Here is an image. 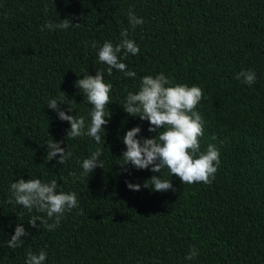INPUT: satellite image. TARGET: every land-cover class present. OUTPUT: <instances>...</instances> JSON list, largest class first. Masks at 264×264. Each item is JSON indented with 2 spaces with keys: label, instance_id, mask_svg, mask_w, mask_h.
<instances>
[{
  "label": "trees",
  "instance_id": "obj_1",
  "mask_svg": "<svg viewBox=\"0 0 264 264\" xmlns=\"http://www.w3.org/2000/svg\"><path fill=\"white\" fill-rule=\"evenodd\" d=\"M130 10L144 21L135 30ZM66 18L68 29L41 31ZM125 28L140 51L119 55L136 76L116 69L108 76L98 49L119 43ZM97 69L113 85L99 144L68 137L70 123L47 106L66 100L61 110L84 116L87 130L92 105L76 82ZM242 69L256 72L251 86L236 79ZM160 72L204 91L196 107L200 150L215 145L221 161L211 184L122 165L128 130L140 126L138 139L157 134L122 104L143 76ZM52 140L72 152L66 163H57L59 154L45 160ZM96 149L104 167L81 177ZM153 175L175 191H154ZM21 178L56 179L60 190L77 193L78 206L52 231L32 227V216L46 214L8 202ZM18 224L29 235L10 248ZM192 247L198 255L186 260ZM41 249L44 264H264V0H0V264H25L27 251Z\"/></svg>",
  "mask_w": 264,
  "mask_h": 264
},
{
  "label": "clouds",
  "instance_id": "obj_2",
  "mask_svg": "<svg viewBox=\"0 0 264 264\" xmlns=\"http://www.w3.org/2000/svg\"><path fill=\"white\" fill-rule=\"evenodd\" d=\"M70 20L66 18L56 24L48 21L41 27V31L44 28L66 30L70 27ZM128 20L132 30L144 23L143 19L138 18L132 10L128 12ZM71 24H73L72 21ZM75 25L79 26V24ZM120 35L121 40L115 45L111 41H104L98 49V60L108 66V76H111L113 69H116L127 77H135V71H126L127 65L121 61L119 54L123 52L125 56L128 53L137 55L140 51L139 46L129 37V29H122ZM91 47L96 48L97 42L93 41ZM256 78V72L253 69H242L236 74V79L242 80L249 86L255 83ZM76 87L92 105L87 130H85L84 116L68 115L61 110L60 104L66 100L53 98L48 101L47 106L57 112L60 120L70 123V129L67 131L68 137L76 138L87 135L99 144L102 141V130L104 132V126L109 123L111 117L108 105L112 102L113 85L110 81H105L104 70L97 69L95 75L84 73L83 78L77 80ZM203 97L204 91L200 86L175 83L163 72L155 76H143L138 90L128 92L122 105L129 115H138L142 121L147 120L149 122L148 131L157 134L152 138L138 139V133L141 132L140 126L128 130L123 137L127 150L122 154L125 161L122 165L130 163L137 169L151 167L154 173H160L166 168L182 183L211 184L221 161L219 149L215 145L209 144L205 151L200 150L199 138L204 134V122L200 113L196 111V107ZM68 111L72 109L68 108ZM61 143V141L54 140L47 143L48 151L45 160H52L59 154L57 163L62 165L72 157V152L61 147ZM102 154L100 149H96L82 161L81 177L90 174L97 167H104L103 160L98 159ZM70 175L75 176V173H70ZM150 180L154 191L164 192L169 189L175 191L171 181L167 179L153 175ZM126 183L127 187L133 191H139L141 188L138 183ZM144 187H149V185L145 182ZM10 192L9 203L22 205L28 212L35 209L38 213L46 214V217L32 216L28 222L32 227H43L48 231L57 228L64 214L78 206L77 193L60 190L56 179L45 182L39 178L27 180L21 178L11 183ZM37 221H40L39 226H37ZM28 235L23 225L18 224L14 234L7 241V246L10 248L22 246V237ZM197 255L198 250L192 247L185 259L192 260ZM47 256L48 253L44 249H41L38 254L27 251L25 264H44Z\"/></svg>",
  "mask_w": 264,
  "mask_h": 264
}]
</instances>
